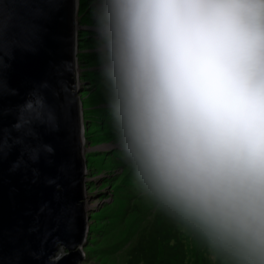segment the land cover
Listing matches in <instances>:
<instances>
[{"label":"clouds","instance_id":"9594fccd","mask_svg":"<svg viewBox=\"0 0 264 264\" xmlns=\"http://www.w3.org/2000/svg\"><path fill=\"white\" fill-rule=\"evenodd\" d=\"M97 51L142 198L210 264H264V0H96Z\"/></svg>","mask_w":264,"mask_h":264},{"label":"water","instance_id":"95a60500","mask_svg":"<svg viewBox=\"0 0 264 264\" xmlns=\"http://www.w3.org/2000/svg\"><path fill=\"white\" fill-rule=\"evenodd\" d=\"M80 0H0V264L88 245Z\"/></svg>","mask_w":264,"mask_h":264},{"label":"trees","instance_id":"16d2710c","mask_svg":"<svg viewBox=\"0 0 264 264\" xmlns=\"http://www.w3.org/2000/svg\"><path fill=\"white\" fill-rule=\"evenodd\" d=\"M82 5L83 9H85L82 13L85 15L82 24L88 27H96V22L94 20L97 7L96 0H84ZM88 21H92V24H88ZM83 33L84 32L80 33V38L82 39L84 36ZM90 33L92 32H89V34ZM88 41L96 45V37L91 36L86 39L85 42ZM86 56H88L87 59L90 64H100L98 54L93 53ZM86 77V80L90 82V86H93L92 91H94L90 92L91 101L88 105L91 109L89 112L90 116L87 112V106L84 103L86 126L94 130L102 131L103 133L102 139H91V141L93 144L113 143L117 145L118 143L112 128L111 115L107 105L101 71L100 69H96L86 75ZM99 156L101 157L100 161L106 164V167L103 166V168L111 172L113 170V173L122 171V175L119 179H112V182L103 186V189H107L111 186V192L113 193L110 194L113 203L110 206L108 205L106 209L108 207H115L117 204L126 206V214L123 220L130 229L127 234L125 231L120 230L111 234L113 239L115 238L120 242L117 245H113L110 249L111 253H116L120 249L127 251L126 264H210L206 251L202 250L194 243H191L162 213L158 212L142 198L130 171L127 169L123 154L119 147L107 153L100 154ZM90 164H94L91 162V159ZM100 166H102V164H100ZM98 173H100V171ZM117 179L118 181L113 184V181ZM127 215H129L128 219L126 217ZM135 217L141 220V222L145 224V227L140 229L139 226L130 222ZM125 244L128 246L125 247ZM105 256L109 257L110 255Z\"/></svg>","mask_w":264,"mask_h":264},{"label":"rangeland","instance_id":"374dc122","mask_svg":"<svg viewBox=\"0 0 264 264\" xmlns=\"http://www.w3.org/2000/svg\"><path fill=\"white\" fill-rule=\"evenodd\" d=\"M83 2L84 0H80L79 25L83 28L81 29V32H84V36L83 39L79 37L78 58L80 67V81L82 83L83 89L81 97L83 99V103H85L87 106V112L90 116L89 112L91 109L88 106L91 101L90 92L94 91H92L93 86H90V82L86 80V75L95 71L96 69H100V64H90L87 59L88 56H86L93 53L98 54V51L96 46V27H88L87 25L82 24L85 19V15L82 14L85 10L82 7ZM94 20L96 22V17H94ZM88 24H92V21H88ZM89 32L92 33L89 34ZM91 36L96 37V45H94V43L90 41L85 42L86 39L90 38ZM102 136V131L94 130L93 128H89V126H86V148L88 150L86 152V158L89 161V174L87 176L88 182L86 186L87 191L85 205L87 207L88 214L90 215V235L88 245L82 248L84 259L81 264H126L127 251L120 249L116 253L110 252V249L113 247V245H117L120 243L115 238L114 240L111 234L115 233L118 230L125 231V233L127 234L130 230L129 227L126 226V222L123 220L126 214V206L117 204L115 207H108L106 209L108 205L110 206L113 203L112 197H110V194L113 193L111 192V186L107 189H103V186L105 184L112 182V179H119L122 175V171H120L119 173H113V170L111 172L110 170L103 168V166L106 167V164H103L104 162L100 161L101 157L99 156L100 154L112 151L119 146L118 144L115 145L113 143H92L91 139L99 140L103 138ZM90 159L94 164H90ZM100 164H102V166H100ZM99 171L100 173H98ZM118 179L114 180L113 184L116 183ZM126 217L128 219L129 215H127ZM130 222L134 223L136 226H139L140 229L145 227V224L142 223L141 220H139L137 217L132 219ZM127 246L128 245L125 244V247ZM105 255L110 256L106 257Z\"/></svg>","mask_w":264,"mask_h":264},{"label":"bare ground","instance_id":"6f19581e","mask_svg":"<svg viewBox=\"0 0 264 264\" xmlns=\"http://www.w3.org/2000/svg\"><path fill=\"white\" fill-rule=\"evenodd\" d=\"M86 209H87V207H86Z\"/></svg>","mask_w":264,"mask_h":264}]
</instances>
